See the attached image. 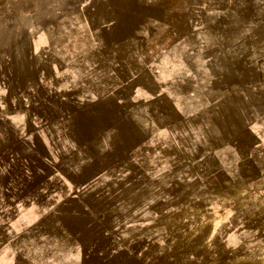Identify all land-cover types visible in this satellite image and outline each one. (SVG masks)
<instances>
[{"label": "rangeland", "instance_id": "374dc122", "mask_svg": "<svg viewBox=\"0 0 264 264\" xmlns=\"http://www.w3.org/2000/svg\"><path fill=\"white\" fill-rule=\"evenodd\" d=\"M0 264H264V0H0Z\"/></svg>", "mask_w": 264, "mask_h": 264}, {"label": "crops", "instance_id": "0c3cea01", "mask_svg": "<svg viewBox=\"0 0 264 264\" xmlns=\"http://www.w3.org/2000/svg\"><path fill=\"white\" fill-rule=\"evenodd\" d=\"M244 245H245V246H242V248H244V249H246V250H248V249H251V250H252V249L256 246V245H255V246L252 247V244H248L247 242H245ZM240 248H241V245L239 246V249H240ZM230 251L234 253V248H233V249L230 248ZM243 259H253V257H249V256H248L247 258L244 257Z\"/></svg>", "mask_w": 264, "mask_h": 264}, {"label": "water", "instance_id": "95a60500", "mask_svg": "<svg viewBox=\"0 0 264 264\" xmlns=\"http://www.w3.org/2000/svg\"><path fill=\"white\" fill-rule=\"evenodd\" d=\"M149 132H151V130H148Z\"/></svg>", "mask_w": 264, "mask_h": 264}]
</instances>
